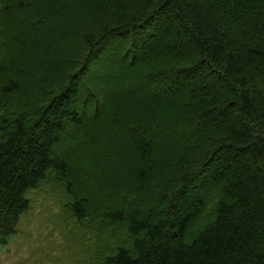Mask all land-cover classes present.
<instances>
[{"label": "trees", "instance_id": "obj_1", "mask_svg": "<svg viewBox=\"0 0 264 264\" xmlns=\"http://www.w3.org/2000/svg\"><path fill=\"white\" fill-rule=\"evenodd\" d=\"M48 184L84 258L264 264V0H0V247Z\"/></svg>", "mask_w": 264, "mask_h": 264}, {"label": "rangeland", "instance_id": "obj_2", "mask_svg": "<svg viewBox=\"0 0 264 264\" xmlns=\"http://www.w3.org/2000/svg\"><path fill=\"white\" fill-rule=\"evenodd\" d=\"M123 95L120 94V96H123ZM41 188H44V190L41 191L40 190ZM39 190L40 191H32L29 194V198L31 200V214L28 216V218H26L24 224H22V225H25L21 227L22 230H26L30 226L31 227L36 226L38 224V221H45L47 227H52V224L50 223V221H53L56 218H58L61 205L57 204L59 203L57 194H59L60 191L56 187L50 184H48V186L40 187ZM216 204H217V201L209 203L208 206H206L204 209V211L205 210L206 211L202 212V214L211 212ZM212 218L213 216L208 214V216L204 217V221L205 222L210 221ZM53 232L55 233L53 237L48 234H45V242L43 245L45 247L51 246L50 252L51 254L55 255L56 254L55 248L60 243L59 240H61L63 245L59 247L57 251V256L54 257L57 264H104V263H101L102 260H100V256H97L96 259H92L88 255L90 253L88 249L85 250V258H84V254H82L79 251V248L76 245V242L73 243V242L68 241V238L66 237L67 235L63 233V231L61 230L59 231L55 229L53 230ZM34 235L36 237L35 232H34ZM20 239L22 241L20 248H23L22 249L24 250L23 254L21 252L16 253V249H15L17 246H19ZM25 243L26 242L24 241L23 238H18V236H14L13 240L10 241V243L7 245L6 248H0V264H26L27 262L24 261V258L27 257V255H25V251L28 248L31 251V249L33 248V244L29 246H25ZM108 243L109 241H107L106 245ZM45 250L48 251V248H45ZM67 250L68 252L71 251L70 258L68 254L66 253ZM21 258H22V261H20ZM35 259L37 260V263L40 262L39 255L37 257L33 255L30 260L32 262L31 264H34L33 262L35 261ZM42 262L43 264H49L48 260H44Z\"/></svg>", "mask_w": 264, "mask_h": 264}]
</instances>
